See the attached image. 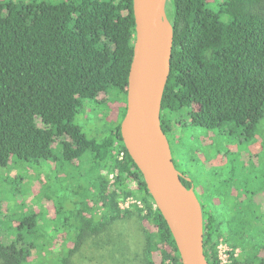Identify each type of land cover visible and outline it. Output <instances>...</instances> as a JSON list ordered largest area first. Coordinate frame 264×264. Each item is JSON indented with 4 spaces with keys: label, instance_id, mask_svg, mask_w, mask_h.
Listing matches in <instances>:
<instances>
[{
    "label": "trees",
    "instance_id": "obj_1",
    "mask_svg": "<svg viewBox=\"0 0 264 264\" xmlns=\"http://www.w3.org/2000/svg\"><path fill=\"white\" fill-rule=\"evenodd\" d=\"M164 15L172 48L160 126L174 166L182 164L189 179L181 183L198 194L205 259L220 264L216 250L223 244L224 264H264V187L244 189L220 152L207 164L222 173L202 181L193 168L205 158L193 148L183 155L170 143L180 145L183 110L191 127L232 143L245 146L264 135V0H167ZM133 42L132 0H0V170L52 161L58 162L54 182H74L68 188L72 209H56L52 219L36 210L12 217L0 204V264H69L85 235L129 217L117 198L135 194L144 203V209L134 206L137 219L152 229L144 233L145 263L160 256V264H180L168 226L120 137ZM99 96L102 103L115 102L119 120L98 142L73 119L84 101ZM49 184L47 175L40 193ZM4 219L13 224L12 234Z\"/></svg>",
    "mask_w": 264,
    "mask_h": 264
},
{
    "label": "rangeland",
    "instance_id": "obj_2",
    "mask_svg": "<svg viewBox=\"0 0 264 264\" xmlns=\"http://www.w3.org/2000/svg\"><path fill=\"white\" fill-rule=\"evenodd\" d=\"M102 99L103 96H99L95 101H84L83 107L73 119V124L78 126L88 138L98 142L109 134L119 120L115 102L102 103L100 101ZM180 121L184 127L182 130H178L180 145L176 144L175 146L173 140H170V143L173 147H177L183 155L190 153L189 149L193 148L205 158L199 159V164L193 168L196 178L204 181V176L222 173L219 172V167L213 166L212 168L207 164L208 160H215L220 152L226 154L227 159L236 168L235 171L239 174L244 189L253 190L264 187V135L258 134L251 144L243 146L239 143H232L223 136H217L215 132L191 127L186 110L181 112ZM39 126L42 125L39 123ZM176 143L178 142L176 141ZM52 150L56 158L60 159V150L56 148L55 144L52 146ZM249 156H255V158L249 159ZM178 166V169L184 171L182 164L178 163ZM206 166L209 169L206 170ZM57 168L58 162L51 161L40 168L32 166V168L24 169L13 166L0 170V197L2 198L0 204L3 213L17 217L29 210H36L38 213L42 212L43 217L47 216L52 219L56 209H61L62 212L71 210L74 195L72 190L68 191V188L74 182L70 178L68 180L63 178L60 183L54 182L52 179L54 175L56 176L54 170ZM85 168L84 164L83 169ZM227 169V167L224 168V179L228 176ZM208 170L210 172H207ZM47 175L50 178L49 187L40 193ZM212 179V182L216 181L215 177ZM212 182L211 184H216ZM130 186L135 189L133 183ZM194 191L198 196L196 190ZM117 203L120 209L129 211V217L109 224L96 235H85L79 250L72 255L69 264H146L143 255L144 233L152 231V229L146 221L140 222L134 211V206L144 209L143 198L139 194L126 198L119 197ZM55 218V222L58 223L60 219L57 216ZM2 222L4 228H7L5 230L12 234L10 229L13 228V224L8 219H4ZM227 251L228 248L223 244L217 247L216 252L220 264L226 263ZM153 264H160V256L154 257ZM164 264L170 263L165 262Z\"/></svg>",
    "mask_w": 264,
    "mask_h": 264
},
{
    "label": "water",
    "instance_id": "obj_3",
    "mask_svg": "<svg viewBox=\"0 0 264 264\" xmlns=\"http://www.w3.org/2000/svg\"><path fill=\"white\" fill-rule=\"evenodd\" d=\"M166 1L132 0L134 42L120 137L168 226L180 264H208L203 252L201 205L193 188L187 189L181 183L169 141L160 126L161 100L169 76L172 48L171 28L164 15ZM157 15L169 26L168 41H153L152 25ZM155 47L163 52L161 72L155 64Z\"/></svg>",
    "mask_w": 264,
    "mask_h": 264
},
{
    "label": "bare ground",
    "instance_id": "obj_4",
    "mask_svg": "<svg viewBox=\"0 0 264 264\" xmlns=\"http://www.w3.org/2000/svg\"><path fill=\"white\" fill-rule=\"evenodd\" d=\"M169 26L167 23L161 20L160 16L157 15L155 18L153 25H152V38L153 41L158 43L160 40L169 39ZM155 54V64L157 67L158 72H161L163 66V52L160 47H155L154 49Z\"/></svg>",
    "mask_w": 264,
    "mask_h": 264
},
{
    "label": "flooded vegetation",
    "instance_id": "obj_5",
    "mask_svg": "<svg viewBox=\"0 0 264 264\" xmlns=\"http://www.w3.org/2000/svg\"><path fill=\"white\" fill-rule=\"evenodd\" d=\"M179 172H180V174H181V178L180 179H184V180H186V181H188L189 179L186 177V176H184V174L182 173L183 171H181L180 169H178L177 167H175ZM193 188V187H192ZM194 190V189H193Z\"/></svg>",
    "mask_w": 264,
    "mask_h": 264
},
{
    "label": "built area",
    "instance_id": "obj_6",
    "mask_svg": "<svg viewBox=\"0 0 264 264\" xmlns=\"http://www.w3.org/2000/svg\"><path fill=\"white\" fill-rule=\"evenodd\" d=\"M225 246V245H224Z\"/></svg>",
    "mask_w": 264,
    "mask_h": 264
}]
</instances>
